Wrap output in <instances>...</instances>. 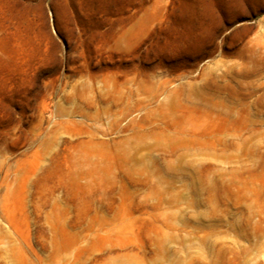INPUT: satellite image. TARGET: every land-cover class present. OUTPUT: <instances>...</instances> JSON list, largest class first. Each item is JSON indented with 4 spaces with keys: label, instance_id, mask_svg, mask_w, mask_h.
<instances>
[{
    "label": "rangeland",
    "instance_id": "obj_1",
    "mask_svg": "<svg viewBox=\"0 0 264 264\" xmlns=\"http://www.w3.org/2000/svg\"><path fill=\"white\" fill-rule=\"evenodd\" d=\"M0 264H264V0H0Z\"/></svg>",
    "mask_w": 264,
    "mask_h": 264
}]
</instances>
